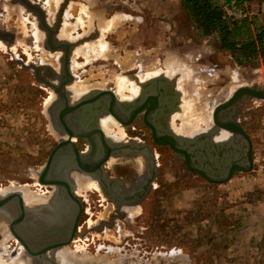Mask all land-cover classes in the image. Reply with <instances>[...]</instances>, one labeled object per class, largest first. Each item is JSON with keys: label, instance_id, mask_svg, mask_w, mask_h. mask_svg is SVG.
I'll list each match as a JSON object with an SVG mask.
<instances>
[{"label": "rangeland", "instance_id": "obj_1", "mask_svg": "<svg viewBox=\"0 0 264 264\" xmlns=\"http://www.w3.org/2000/svg\"><path fill=\"white\" fill-rule=\"evenodd\" d=\"M31 1L50 13L68 4L70 16L64 25L69 33L64 30V36L88 39L97 33L105 41L102 46L78 47L83 55L74 59L78 65L72 72L82 91L111 89L124 98L126 90L129 95L137 93L136 82L144 75L173 73L180 67L183 72L174 75L182 79L185 71L186 105L179 119L184 124L190 112L197 111L193 114L196 126L202 122L196 117L201 110L206 116L199 124L203 126L212 122L216 105L236 89L264 85V55L236 62L221 47L219 35L207 34L195 21L185 0ZM82 3H89L88 7ZM253 6V15L264 22V0ZM35 25L37 17L16 0H0V29L3 35H11L10 39L0 38L1 191L18 187L46 191L37 184L36 174L59 142L48 112L53 91L24 66H41L43 57H50L45 51L52 53L35 40ZM121 84L125 87L120 89ZM239 118L254 145L251 171L238 173L226 183H210L172 151L161 148L157 188L150 200L130 210V220L118 219L112 231L101 233L93 228L102 219L109 220L115 210L97 215L94 188L80 194L86 200L82 204L89 229H82L80 238L85 244L77 243L79 253L87 255L92 239L101 238L99 243L115 252L107 256L124 264H154L156 259L165 264L171 256L184 261L178 264H264V100L245 102ZM8 247L3 254L6 258L12 257Z\"/></svg>", "mask_w": 264, "mask_h": 264}, {"label": "flooded vegetation", "instance_id": "obj_2", "mask_svg": "<svg viewBox=\"0 0 264 264\" xmlns=\"http://www.w3.org/2000/svg\"><path fill=\"white\" fill-rule=\"evenodd\" d=\"M16 2L22 6L20 0H16ZM67 7L68 4L60 5V7H57L54 11H52V13H50L48 9L42 7L44 9V13L46 14L45 22L48 26V30L42 26L38 15H35L37 17L38 26L35 25L33 28L35 31V40L40 42L48 51H52L51 48L53 46L57 47L62 43H70L74 45L71 49L70 56V71L72 72V70L74 71V68L78 65L77 61H74V59L77 57L76 53L83 55L81 49L82 47L98 44H101L102 46L105 41H103L101 35L97 33L91 35V37L88 39L82 37V35H79L78 37H72L71 35H69V37L66 35L64 36V30H66L65 32L69 33L67 26L64 25L66 13L69 11H67ZM28 12L32 13L30 11ZM36 26L42 32L37 31L38 29H36ZM95 28L98 31L100 30V26L97 22L95 23ZM51 35H53V39H51ZM0 38L10 39L11 35H3V32L0 29ZM13 40H15V38H13ZM89 42L94 44H87ZM45 55L50 57H43L41 66H49L54 70L55 75H52L53 73H50L48 70H41L40 75L43 81L54 85H59L61 83L58 78H60L62 81H66L68 77L64 69V63L66 60V53L64 49L60 48L59 51H52V53L45 51ZM51 61H54L57 66L51 64ZM42 72H44V74ZM180 72H183V70L178 67V69L173 73L166 71V74L154 75L149 78H146L148 77V74L144 75L143 80L137 78L138 80L135 87L138 91L135 95H129V92L126 90V94L123 96L124 98H121L122 96L118 97L122 105L118 104L117 106L115 104L113 105L111 99H109L108 96H105L102 99L104 102L102 105L78 112L75 117V126L72 124V118L70 117L71 119H69L68 116L66 117V123L69 124L71 130H73L76 134L91 136L93 140H96V142L102 146V139L100 135L94 133L95 130L101 129L104 132L108 142L114 144L118 151L115 152V155L111 157L110 161L103 165L102 169H97L91 178L92 181L97 183V187H93V200L96 203L95 208L98 209L96 211L97 215L104 213L110 208L115 210L114 215H112L109 220L105 221L102 219L103 221H100L98 224H96V226L93 228V231L101 233H105V231L108 229L112 231L118 219L130 220L131 215L129 210H135L139 207H142L147 201L150 200V195L152 194L153 189L157 188L156 182L159 178V168L161 167V148L169 149L174 153V151L169 146H161L156 143L153 130H155L156 137L158 138H168L173 133L174 135H181L183 139L187 140V144H181V148L192 156V160L194 163L196 162L197 168H201L204 166V164L207 167H209V164L214 165L213 168L208 169L209 171L206 170L212 179L225 178L234 165L246 168L249 165L250 151L253 168L254 145L252 139L249 136L250 143L242 135L233 134L222 129H217L214 126L213 121H206L207 123L203 124V126H199L200 123L202 124V122H200L195 126L192 111L190 112V115L187 116L188 119L184 120V125L181 123L179 118L184 116V107L186 105V100L184 99V93L186 94V91L182 87L185 71L183 73L182 79L179 77L180 75H174ZM72 75L74 76L73 72ZM74 82L67 87L69 99L71 98V89L76 83ZM42 84L48 87L46 84ZM107 90L111 89H94L89 92H87L86 89H83V91L80 93V97L76 99L77 101H75V103L80 101L82 98H86V96L88 98V96H94V94L97 92H104ZM51 93L54 94V98L48 106V112L51 117L52 127L54 128V131L60 140L67 138L66 128L60 119L61 112L64 110V106L61 102H59L60 99L58 100L57 95L54 92ZM73 103L74 102H72V104ZM144 106H146L144 111L136 117L133 123L127 125H124L116 120V118L109 112V109L113 108L120 119L124 122H127L131 119L132 112L135 109ZM232 113L233 110H231L230 115ZM239 117L240 111L238 119L241 123ZM107 119L112 120L113 123H116V125L113 124L115 125L112 126L113 129L110 128L109 131L112 130L110 133L114 134V136H117V139H113L105 131L103 127V121ZM227 121L232 120L228 119ZM148 124L153 128V130ZM120 133L123 135V137L119 135ZM73 143L76 145L79 152L85 154L90 153L91 147L86 139L73 138ZM182 161L186 165L185 160L182 159ZM98 162L99 160L97 159L94 165L98 164ZM19 189H12L11 191L14 193H21L23 199L24 195L26 197L27 193L25 192H27V190L28 192L35 193L37 196L39 195V198L41 197L40 195L48 196L52 193L50 190L35 192V190L33 191L28 187H23V191H25L23 194L22 190L20 191ZM74 194L78 198L81 196L78 193L77 187ZM25 200L26 199H24V209L19 207V200L17 198L12 201L11 221L6 225L7 234L9 232L11 234L10 236H12L9 240L10 245L9 247L7 246L11 252L12 258L24 257L30 259L26 245L29 247V250L33 252H39L43 249L40 246L49 245L56 242L61 243V241L66 237V233L61 230L65 226L63 221H50L45 220L44 218H37L34 220L33 216L35 210L37 213L43 212L40 210L39 206L29 207ZM82 201L84 202L86 200L84 199L81 200V202ZM34 208H39V210ZM46 210L47 209H44L45 212ZM59 212L60 214L64 212L61 207ZM84 213H87V211H85L83 205V212L76 230V236L70 243L69 247L60 250L54 249L48 252L46 258L41 257V259L38 260L39 264H59V254L64 250L72 251L75 255L77 254L76 259L81 257L80 255H83L79 253L78 247L81 245L77 243L79 241L83 242V240L80 238V234H83L82 229H89V227H86L88 221L84 216ZM21 215H23V220L18 222V219L21 217ZM97 215L96 217L100 218V216ZM10 226L12 231H10ZM43 229L47 230L50 235H53L52 232L54 231L55 237L53 236V238L49 239L48 241L43 239L40 243H36L33 240L35 236H38V238L46 237V234L42 232ZM88 234L91 233L89 232ZM92 241L91 251L87 253L88 256L94 259L104 260L105 258L108 261H117L116 259L107 256L108 254H114L115 252L110 253L109 245L107 246L106 243H99L102 242L101 238L92 239ZM173 259H175L174 256L168 257L165 264H170L169 261H171L172 264H178L180 261L184 262L182 260L177 261L176 259L173 261ZM137 262L131 264H135ZM155 262L156 263L154 264H161L157 259ZM116 263L124 264L122 261ZM145 264L151 263L146 262Z\"/></svg>", "mask_w": 264, "mask_h": 264}, {"label": "water", "instance_id": "obj_3", "mask_svg": "<svg viewBox=\"0 0 264 264\" xmlns=\"http://www.w3.org/2000/svg\"><path fill=\"white\" fill-rule=\"evenodd\" d=\"M20 2L22 6L25 7L28 11L32 12L34 15H38L42 26L48 30V26L45 22L46 14L44 13V9L42 8V6H40L38 3H33L31 0H20ZM51 39H53V35H51ZM73 46L74 45L70 43H62L57 47L53 46L51 48L52 51H59L60 48H63L66 53L64 69L68 79L66 81H62L60 78H58V80L61 81L59 85H54L43 81L40 75L41 70H48L50 73H53L52 75H55L54 70L49 66L44 67L35 65H24L26 68L34 70V76L36 77V79L50 87L53 92L57 95L58 100L60 99L59 102H61L64 106V110L61 112L60 119L61 122L64 124V127L66 128L67 132V138L59 140L58 145L50 153L46 164L36 174L37 184L41 187L47 188V190H50L52 193L48 196L41 195L40 197L44 204L42 207H44V209H47L46 212L43 211V213H37L36 210L34 211V220H36L37 218H44L45 220L50 221H63L65 223V226L61 230L66 233V237L64 240L61 241V243L56 242L51 243L49 245L40 246L43 249L39 252H33L29 250V247L26 245L30 259L36 261L40 260L41 257L46 258L47 253L54 249L60 250L68 248L70 243L76 236V230L78 228L80 218L83 212V204L81 200L74 194L77 185L72 179L73 174L88 173L92 177L96 170L102 169L103 165L110 161L111 157L114 156L115 152L117 151L116 146L108 142L104 132L101 129L95 130L94 133L100 135L102 139V146L97 143L96 140H93L91 136L76 134L73 130L70 129L69 124L66 123V117L68 116L69 119L72 118V124L73 126H75L76 114L83 110L102 105L104 103L102 99L105 96H108L109 99H111L113 105H122L113 90L97 92L94 94V96H88V98L86 96V98H82L80 101L76 103L74 102L72 104L69 99V92L67 87L68 85H71L74 82V76L70 71V56L71 49ZM254 99L264 100V85L260 83H254L252 85H245L236 89L227 100L217 104L214 108L212 114V121L214 123V126L217 129H222L233 134L242 135L250 143V139L245 129L242 127L238 119V115L241 106L245 102ZM144 108H146V106L135 109L132 112L131 119L127 122L122 121L117 115V113L113 110V108H110L109 112L116 118V120H118L124 125H127L133 123L136 117L144 111ZM231 110H233V113L230 115ZM228 119H231L232 121H227ZM149 127L152 128L150 125ZM153 131L156 143L161 146H169L174 151V153H176V155L185 160L187 167L192 172L200 175L210 183H226L239 172H249L252 170L253 162L250 151L249 165L246 168L234 165L225 178L212 179L206 170L213 168L214 165L209 164V167H207L204 164V166H202L201 168H197L196 162L194 163V161L192 160V156L189 155L187 151L181 148V144H187V140L183 139L181 135H174L173 133L168 138H158L156 137L155 130ZM73 138L86 139L91 147L90 153L85 154L79 152L76 145L73 143ZM97 159L99 160V162L98 164L94 165ZM16 198L19 200V207L21 209H24V199L21 193L9 192L8 194H5L3 196L0 195V212H4L8 215V223L11 221L12 201ZM60 207L64 211L62 214H60L59 212ZM22 216L23 215H21V217L18 219V222H21L23 220ZM9 228L10 231H12L11 226ZM42 232L46 234V237L38 238V236H35L33 240L36 243H40L43 239L48 241L49 239L53 238L55 234L54 231H51L53 235H50V233L45 229H43Z\"/></svg>", "mask_w": 264, "mask_h": 264}, {"label": "trees", "instance_id": "obj_4", "mask_svg": "<svg viewBox=\"0 0 264 264\" xmlns=\"http://www.w3.org/2000/svg\"><path fill=\"white\" fill-rule=\"evenodd\" d=\"M230 2L231 0H224ZM253 12L252 0H246ZM192 17L202 24L207 34L217 33L221 47L232 53L236 62L264 55V22L252 15L242 19L230 18L222 0H185Z\"/></svg>", "mask_w": 264, "mask_h": 264}, {"label": "bare ground", "instance_id": "obj_5", "mask_svg": "<svg viewBox=\"0 0 264 264\" xmlns=\"http://www.w3.org/2000/svg\"><path fill=\"white\" fill-rule=\"evenodd\" d=\"M88 48H89V45L87 46ZM86 48V47H85ZM93 51V50H92ZM78 52V51H77ZM76 55H78L77 53H76ZM174 72V71H173ZM172 73V72H171ZM121 85H124V84H121ZM125 87V85L123 86V87H121L120 86V89L121 88H124ZM71 98H70V100L72 101V102H75V101H77L76 99H78L79 97H80V93H81V91L82 90H80V87L78 86V85H74L73 87H72V89H71ZM122 92H123V89H122ZM204 108V107H203ZM202 110H204V109H202ZM189 112V111H188ZM197 112V111H196ZM195 111H194V113H196ZM199 114H198V116H201L200 117V119L198 118V116H196L197 117V119L199 120V121H202L203 122V117L205 116H203V111H201V110H199ZM193 113V114H194ZM198 113V112H197ZM189 114V113H188ZM192 114V115H193ZM190 115V114H189ZM196 115V114H195ZM195 115H193V116H195ZM187 116V115H186ZM206 117V116H205ZM187 119H188V117H187ZM202 119V120H201ZM197 120V122H199ZM200 123V122H199ZM113 124H115L116 125V123H113L112 122V120H109V119H107V120H104L103 121V127H104V129H105V131H106V133L110 136V137H112L113 139H117L118 137L117 136H114V134H111L110 132H112V130L111 131H109L110 130V128H112V126H115V125H113ZM118 125V124H117ZM184 125V124H183ZM116 127H118V126H116ZM113 129V128H112ZM121 132H122V130H121ZM115 135H118V134H115ZM119 135H121L122 137H123V135L120 133ZM124 135H125V133H124ZM92 177H91V175L90 174H88V173H75V174H73V176H72V179H73V181L75 182V184L77 185V190H78V193H79V195L80 194H82L83 193V191H85L86 189H88V188H91V187H97V184L95 183V182H93L92 181V179H91ZM23 188V187H22ZM21 188V189H22ZM19 189V188H18ZM18 189H16V190H18ZM21 189H19L20 191H21ZM5 190V189H4ZM24 189H22V192H23V194H24V192L25 191H23ZM9 192H13V191H1L0 190V195H5V194H8ZM25 193H27L26 194V197H25V195H24V199H26L25 201H26V204L30 207V206H39V208H40V210H42V212L44 211V207H42L44 204H43V201H42V199H40L37 195H35V193H31V192H28V190H27V192H25ZM41 196V195H40ZM31 207V208H32ZM42 207V208H41ZM39 208H36L37 210H39ZM35 209V208H34ZM129 212H130V214H131V211L129 210ZM32 213H33V211H32ZM39 213V212H38ZM7 214L6 213H4V212H0V264H36L38 261H35V260H31V259H28V258H24V257H15V258H12L11 256L10 257H4L3 256V254L4 253H6L7 252V249H6V247H7V245H6V241L8 240V238H10V237H12V236H10L11 234L8 232V234H7V228H6V225H7ZM34 217V216H33ZM6 249V250H5ZM81 257H79V258H77L76 259V257H77V254L75 255L72 251H69V250H64L63 252H61L60 254H59V258H60V260H61V262H60V260L58 259V262H59V264H119V263H116V262H113V261H108L107 259H105L104 258V260H102V259H94V258H92V257H90V256H88V255H86V254H84V255H80ZM174 258H175V256H174ZM167 261V260H166ZM34 262H36V263H34ZM119 262V261H118ZM170 262V264H172L171 263V261H169ZM37 264H39V262L37 263ZM135 264H141V263H135ZM185 264V263H184Z\"/></svg>", "mask_w": 264, "mask_h": 264}, {"label": "built area", "instance_id": "obj_6", "mask_svg": "<svg viewBox=\"0 0 264 264\" xmlns=\"http://www.w3.org/2000/svg\"><path fill=\"white\" fill-rule=\"evenodd\" d=\"M222 4L230 18L242 19L253 15L246 0H231L230 2L222 0Z\"/></svg>", "mask_w": 264, "mask_h": 264}, {"label": "crops", "instance_id": "obj_7", "mask_svg": "<svg viewBox=\"0 0 264 264\" xmlns=\"http://www.w3.org/2000/svg\"><path fill=\"white\" fill-rule=\"evenodd\" d=\"M254 3H257L258 4V0H252V3H251V5H253ZM89 4V3H88ZM88 4H83L82 3V5L84 6V7H88ZM253 14H254V6H253ZM67 16H70V12L68 11L67 13H66V17Z\"/></svg>", "mask_w": 264, "mask_h": 264}]
</instances>
